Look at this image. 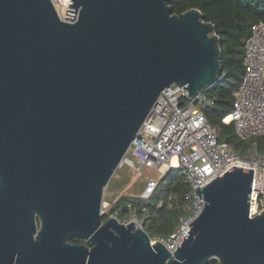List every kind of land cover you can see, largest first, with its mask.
<instances>
[{"label":"water","instance_id":"water-1","mask_svg":"<svg viewBox=\"0 0 264 264\" xmlns=\"http://www.w3.org/2000/svg\"><path fill=\"white\" fill-rule=\"evenodd\" d=\"M167 2L71 0L67 22L51 0H0V264H264L251 169L198 188L204 208L173 254L103 219L104 189L162 91L194 98L221 73L214 24Z\"/></svg>","mask_w":264,"mask_h":264},{"label":"built area","instance_id":"built-area-1","mask_svg":"<svg viewBox=\"0 0 264 264\" xmlns=\"http://www.w3.org/2000/svg\"><path fill=\"white\" fill-rule=\"evenodd\" d=\"M51 2L61 20H74L65 19L67 8L72 9L71 0ZM242 62L244 72L235 92V100L222 122L233 124L237 138L246 141L264 137V21L254 24L245 39ZM214 104L215 98L207 91L191 98L183 86L173 84L166 87L121 163L144 176V186L138 196L144 200L155 194L167 174L181 170L184 183L190 186L186 195L188 202L179 204L172 194L166 203L160 201L157 205V209L167 205L170 209L181 211L172 233L167 236L149 235L145 224L150 212L144 206L129 204L125 216L120 217L117 212L109 214L106 206L102 205V215L109 214V217L125 225L133 222L147 233L151 246L158 242L173 254L191 228L190 223L204 208L205 200H200L196 195L198 188L202 190L232 167L253 170L250 217L264 211V151H259L258 144L254 142L240 153L227 142L220 141L218 132L206 115Z\"/></svg>","mask_w":264,"mask_h":264},{"label":"trees","instance_id":"trees-1","mask_svg":"<svg viewBox=\"0 0 264 264\" xmlns=\"http://www.w3.org/2000/svg\"><path fill=\"white\" fill-rule=\"evenodd\" d=\"M167 4L175 15L198 9L203 15L204 22L214 24L221 43L222 69L219 80L208 91V94L215 98V104L207 110L206 115L211 125L213 121L220 125L219 140L227 142L243 153L250 146L252 139L240 140L235 134L233 124L226 125L222 119L232 108L235 92L244 72L242 62L244 41L250 35L252 26L259 21H264V0H168ZM256 139L258 149L264 151V137H256ZM165 191L169 195L174 194L179 204L188 202L186 195L190 191V186L184 183L182 174L174 177L165 187ZM155 194L146 200H153ZM142 200L144 199L138 197H121L113 203L109 214L117 212L120 217H124L129 204L136 207L144 206L150 212V217L145 224V230L149 235L167 236L172 233L181 211L170 209L167 205L157 209L154 202L144 204ZM109 214H105L103 219L106 220ZM71 243L80 244L83 240L73 238ZM207 264H219V262L211 259Z\"/></svg>","mask_w":264,"mask_h":264},{"label":"rangeland","instance_id":"rangeland-1","mask_svg":"<svg viewBox=\"0 0 264 264\" xmlns=\"http://www.w3.org/2000/svg\"><path fill=\"white\" fill-rule=\"evenodd\" d=\"M208 91L207 93H209ZM212 126L216 129L217 132L218 130H220V125L217 122L213 121ZM256 141L257 139L253 138L249 145L253 144ZM178 174H181V170H176L166 175L161 180L160 187L157 190L154 199L142 200V202L145 204L152 201L154 202L155 206H157L158 202L167 201L170 195L165 191V187ZM143 186L144 176L142 174L136 172L128 166L120 165L114 172L104 189L103 205L106 206V210H110L113 203L121 197H138L141 194Z\"/></svg>","mask_w":264,"mask_h":264},{"label":"flooded vegetation","instance_id":"flooded-vegetation-1","mask_svg":"<svg viewBox=\"0 0 264 264\" xmlns=\"http://www.w3.org/2000/svg\"><path fill=\"white\" fill-rule=\"evenodd\" d=\"M83 240V239H82ZM73 244V243H72ZM82 244H85V241L83 240V243H80V244H74V245H82Z\"/></svg>","mask_w":264,"mask_h":264},{"label":"bare ground","instance_id":"bare-ground-1","mask_svg":"<svg viewBox=\"0 0 264 264\" xmlns=\"http://www.w3.org/2000/svg\"><path fill=\"white\" fill-rule=\"evenodd\" d=\"M173 165H175V163ZM253 214H254V211H253Z\"/></svg>","mask_w":264,"mask_h":264}]
</instances>
